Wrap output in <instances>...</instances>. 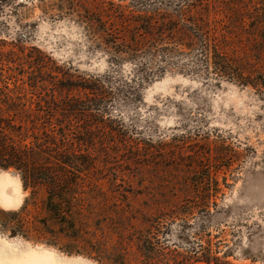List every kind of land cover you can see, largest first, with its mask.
<instances>
[{
    "label": "rangeland",
    "instance_id": "1",
    "mask_svg": "<svg viewBox=\"0 0 264 264\" xmlns=\"http://www.w3.org/2000/svg\"><path fill=\"white\" fill-rule=\"evenodd\" d=\"M188 1L0 0V46L31 57L19 65L0 56V89L13 90L19 109L32 99L30 114L37 111L39 92L60 101L71 90L72 97L85 99L73 87L84 79L100 80L114 97L102 114L111 121L107 131L98 117L64 111L69 108L62 102L52 105L57 120L72 114L73 142L84 146L78 153H91L82 177L101 188V226L118 253L136 264H195V258L264 264V96L200 75L178 60L156 74L151 70L161 61L127 54L138 41L148 44L150 36L137 30L143 18L162 8L174 14ZM193 1L196 15L218 2L240 12L239 21L240 14L264 7V0ZM30 78L44 89L26 98L19 88L31 89ZM3 172L21 180L14 169ZM22 192L20 207L0 204V264L35 257L50 264H99L13 234L12 214L31 196L24 187ZM43 199L37 206L31 201V217L38 216Z\"/></svg>",
    "mask_w": 264,
    "mask_h": 264
},
{
    "label": "trees",
    "instance_id": "2",
    "mask_svg": "<svg viewBox=\"0 0 264 264\" xmlns=\"http://www.w3.org/2000/svg\"><path fill=\"white\" fill-rule=\"evenodd\" d=\"M197 7L191 0L178 6L174 14L164 12L162 8L154 16L143 18L137 30L146 31L145 34L138 32L140 36H150L148 44L145 46L138 41L136 47L139 49L127 54L138 58L150 55L155 63L161 61L163 65L156 72L151 70L156 74L164 73L170 62L178 60L200 75L226 79L264 96V7L240 14L243 15L240 21L235 19V13L240 12L228 6L221 8L218 2L202 7L204 12L200 15L193 13ZM92 28L89 25V29ZM0 48V56L10 57L8 62L20 65L25 58H31L23 49L19 51L20 56ZM123 48L128 45L125 43ZM120 52L126 54L123 50ZM31 74L33 76V72ZM3 77L1 74L0 78ZM30 80L31 89L19 88L26 98L35 94L31 91L38 93L44 89L41 81ZM73 87L85 92V99L72 97L71 90L66 99L60 101L55 94L50 99L39 92L35 114L28 112L27 103H32V99L19 109L13 90L0 89V168L14 169L21 176L24 190L31 194L22 210L12 214L15 217L10 224L13 234L61 247L69 255L86 256L99 264H136L127 254L118 253L111 238L105 236L101 226L103 219H100L103 205L97 200L102 194L101 188L85 184L82 177L87 166L84 159L90 160L91 153H78L76 149L83 151L84 146L75 147L73 142V129L69 125L72 114L68 120H57L58 114L52 105L62 102L69 108L64 111L77 110L80 114L98 117L99 124H104L107 131L111 121L105 120L106 116L102 114L114 97L100 80L92 83L84 79ZM77 139L84 142L82 136ZM42 194L41 210L38 216L31 217V201L37 206L36 201ZM218 261L203 262L195 258L194 263L219 264ZM142 264L154 263L144 260Z\"/></svg>",
    "mask_w": 264,
    "mask_h": 264
},
{
    "label": "bare ground",
    "instance_id": "3",
    "mask_svg": "<svg viewBox=\"0 0 264 264\" xmlns=\"http://www.w3.org/2000/svg\"><path fill=\"white\" fill-rule=\"evenodd\" d=\"M23 186L20 179H13L5 172L0 174V204L6 208H18L22 205ZM15 263V261H14ZM13 263V264H14ZM20 263V262H19ZM7 264V263H6ZM20 264H50L43 258H30Z\"/></svg>",
    "mask_w": 264,
    "mask_h": 264
}]
</instances>
